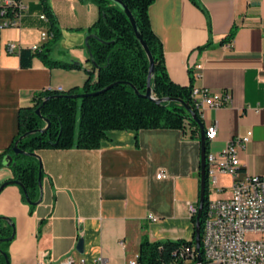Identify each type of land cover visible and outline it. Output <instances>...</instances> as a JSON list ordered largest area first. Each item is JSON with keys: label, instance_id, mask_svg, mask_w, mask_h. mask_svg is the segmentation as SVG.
<instances>
[{"label": "crops", "instance_id": "crops-1", "mask_svg": "<svg viewBox=\"0 0 264 264\" xmlns=\"http://www.w3.org/2000/svg\"><path fill=\"white\" fill-rule=\"evenodd\" d=\"M22 2L27 11L19 26L1 31L0 155L18 133L20 109L32 107L35 95L82 88L88 71L97 76L86 49L88 30L100 17L93 0H48L62 33L51 58L78 63L80 70L50 69L37 58L31 68L21 67L20 50L46 44L41 34L49 28L40 19L41 0ZM149 15L174 84L230 95L227 106L201 114L204 127L218 126L207 150L220 153L250 133L239 150L241 173L264 176V0H156ZM232 29V40L217 45ZM9 43L18 46L13 55ZM197 134L190 137L188 128L111 131L98 149L37 151L41 203L32 209L18 186L0 192V217L16 226L10 264H57L67 257L127 264L138 258L143 239L190 241L194 226L187 207L200 194L199 129ZM160 174L165 178L158 179ZM12 179V169L0 167V186ZM218 183L223 193L209 197L228 198L230 177L220 175Z\"/></svg>", "mask_w": 264, "mask_h": 264}, {"label": "trees", "instance_id": "trees-1", "mask_svg": "<svg viewBox=\"0 0 264 264\" xmlns=\"http://www.w3.org/2000/svg\"><path fill=\"white\" fill-rule=\"evenodd\" d=\"M100 11L99 20L88 30L89 38L86 43L88 61L93 63V70L97 71L94 78L93 72H87L88 79L82 88H74L67 92L44 91L34 96L33 106L22 108L18 115V133L11 145L0 155V167L4 166L6 156L13 157L10 167L14 179L3 183L4 188L22 184L31 201H39V173L40 163L28 162L20 165L17 160L23 156L15 155L13 148L18 143V148L29 154H36L42 149H98L111 131H140L147 129H175L183 133L186 128L190 137H198V126L191 118L195 114L201 121V116L195 109L191 99V88L180 87L170 79L164 61V48L162 42L155 35L149 9L156 0H121L132 12L143 41L148 46L154 61L155 75L151 86L157 99H179L180 102L169 100L158 104L151 100L136 95L147 92V80L150 63L146 51L136 37L133 26L126 13L110 0H93ZM46 18L49 20V29L53 37L42 45L37 52L31 49H22L19 52L20 65L23 69L31 68L34 59H39L48 68L64 70H80L78 63H64L51 58L52 46L62 38L57 18L48 4V0H41ZM0 0V25L3 20L1 13L5 10ZM7 17L15 16V12L7 10ZM235 30L221 39L217 45H224L232 40ZM1 38V29H0ZM211 47V45L206 46ZM205 47V48H206ZM118 83L110 90L84 99L69 98L72 95L91 94L102 91L112 84ZM80 102L81 115L78 121L77 109ZM41 109V116L36 114ZM50 127L44 133L37 131ZM33 133L21 139L25 134ZM207 144L205 153H207ZM15 164V165H14ZM43 178V174H42ZM1 185V186H2ZM21 188V187H20ZM22 190L23 199L27 202ZM209 191L206 176L204 193V206L200 217V234L204 232L206 210ZM29 204V203H28ZM32 209L34 204H29ZM195 218H191L195 227ZM193 235L190 241H166L150 243L143 239L140 245L138 261L140 264H166L174 259V253L183 245L191 246L194 243ZM16 236L15 222L7 217H0V264H7L3 255ZM202 238V237H200ZM201 255L202 245H201Z\"/></svg>", "mask_w": 264, "mask_h": 264}, {"label": "built area", "instance_id": "built-area-1", "mask_svg": "<svg viewBox=\"0 0 264 264\" xmlns=\"http://www.w3.org/2000/svg\"><path fill=\"white\" fill-rule=\"evenodd\" d=\"M1 3L5 6L1 13V31L18 27L27 6L22 0H1ZM9 9L15 12V16L7 17ZM40 19L49 24L44 14L40 15ZM52 37L49 28L41 34L43 42H48ZM40 48V45H35L30 49L37 52ZM17 49L15 43H9L7 46L10 55L15 54ZM47 91L64 92L62 87L50 88ZM191 99L200 116L205 109L227 106L231 100L227 93H213L197 87L191 88ZM217 134V124L207 125L206 143L215 141ZM250 136L251 134L247 133L232 140L220 153L208 151L205 155L209 194L223 193L224 189L218 183L220 175L230 177L231 189L228 198H208V221L201 236L203 255L200 264H264V176L243 175L239 159V150L246 146ZM163 178L164 174L158 175V179ZM197 207L198 203L188 205L190 218L196 217ZM150 218L153 222L157 221L154 217ZM57 264H84V261L77 262L72 257H67ZM98 264H103V260L100 259ZM127 264L140 263L136 258ZM166 264H197L195 243L191 246H181L174 253L173 261Z\"/></svg>", "mask_w": 264, "mask_h": 264}, {"label": "water", "instance_id": "water-1", "mask_svg": "<svg viewBox=\"0 0 264 264\" xmlns=\"http://www.w3.org/2000/svg\"><path fill=\"white\" fill-rule=\"evenodd\" d=\"M110 1L114 2L116 5H118L126 13L127 17L129 18V20H130V22H131V24L133 26V29H134V32L136 34L137 39L142 44L144 50L147 53L148 59H149L150 68H149V74H148V80H147V84H148L147 85V92H146L145 95H142V94H140V92L137 89H134L136 95L139 96V97L151 100L153 102H156L158 104H161L162 102H166V101H169V100H174V101L180 102L179 99H157L154 96L153 89H152V86H151L152 79H153V77L155 75V61H154V58H153L148 46L143 41V38H142V36H141V34L139 32V29H138L137 22H136V20H135V18L133 16L132 12L127 8V6L121 0H110ZM88 38H87V41H88ZM117 84L118 83L112 84L109 87H107L106 89H104L102 91H99V92H95V93H91V94L72 95L69 98L78 100V99H84L86 97L98 96V95L110 90L111 88H113ZM40 111H41L40 108L37 109V111H36V114L38 116H41ZM191 118L193 119V121H195V123L198 126L199 135H200V145H201L200 194H199V200H198V213H197L196 218H195V227H194V243H195V249H196V261H197V264H200L201 260H202L201 247H200V245H201L200 217H201L203 206H204V193H205V187H206V159H205V155H206V153H205L206 138H205V127H204L202 121L199 118H197L196 115L193 114V113H191ZM44 121L46 123H48L47 127H45L42 130H39L37 132L44 133L50 127V121L48 119H44ZM31 134H33V133H27L21 139L26 138V137H28ZM13 152L15 153V155H28L30 157L39 159V157L36 154H29V153H27L25 151L20 150L18 148V143H16L15 147L13 148ZM3 164L6 167H11L13 165V157L11 155L6 156L4 158ZM16 184L20 185V187L23 189V191L25 193L26 200H27V202L29 204H31V205L34 204L35 206H37L38 204L41 203L42 198H40L37 203H33L31 201L26 189L24 188V186L22 184H20L19 182L18 183L16 182ZM4 187H5V185L0 186V192L4 189ZM39 187H40V189H42V169H41V167H40V173H39ZM78 248H79L80 251H82V249H83V241L82 240L79 242ZM3 255H4V257H5L6 261H7V264H10V261H8V259H7V255L4 254V253H3Z\"/></svg>", "mask_w": 264, "mask_h": 264}, {"label": "rangeland", "instance_id": "rangeland-1", "mask_svg": "<svg viewBox=\"0 0 264 264\" xmlns=\"http://www.w3.org/2000/svg\"><path fill=\"white\" fill-rule=\"evenodd\" d=\"M80 115H81L80 102H78V109H77V117H78V121H79ZM17 162H18L20 165H24V164H27L28 162H36V160H35V158H29V157L23 156V157L19 158V159L17 160ZM38 162H39V161H38ZM39 163H40V162H39ZM211 199H213V197H212Z\"/></svg>", "mask_w": 264, "mask_h": 264}, {"label": "bare ground", "instance_id": "bare-ground-1", "mask_svg": "<svg viewBox=\"0 0 264 264\" xmlns=\"http://www.w3.org/2000/svg\"><path fill=\"white\" fill-rule=\"evenodd\" d=\"M45 18H46V16H45ZM197 213H198V207H197ZM207 221H208V205H207V210H206V222H205V225L207 224ZM204 231H205V227H204Z\"/></svg>", "mask_w": 264, "mask_h": 264}]
</instances>
